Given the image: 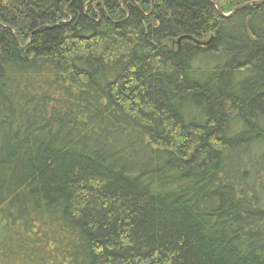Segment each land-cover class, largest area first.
Returning <instances> with one entry per match:
<instances>
[{
	"label": "trees",
	"instance_id": "16d2710c",
	"mask_svg": "<svg viewBox=\"0 0 264 264\" xmlns=\"http://www.w3.org/2000/svg\"><path fill=\"white\" fill-rule=\"evenodd\" d=\"M216 1L0 0V264H264V0Z\"/></svg>",
	"mask_w": 264,
	"mask_h": 264
},
{
	"label": "water",
	"instance_id": "95a60500",
	"mask_svg": "<svg viewBox=\"0 0 264 264\" xmlns=\"http://www.w3.org/2000/svg\"><path fill=\"white\" fill-rule=\"evenodd\" d=\"M210 3H212L216 9V11L219 13V15L222 17V18H229L231 16H233L239 9H241L242 7L240 8H237V9H234L233 11L227 13V14H223L221 13L220 9H219V6H218V3L216 0H209ZM244 7V6H243ZM182 40H191L189 37H181L179 38L177 41H176V45L179 46L180 42ZM209 42L207 43H197V44H201V45H207Z\"/></svg>",
	"mask_w": 264,
	"mask_h": 264
}]
</instances>
